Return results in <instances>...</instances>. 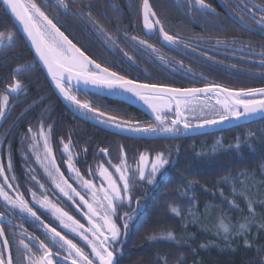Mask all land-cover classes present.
<instances>
[{
	"label": "flooded vegetation",
	"instance_id": "1",
	"mask_svg": "<svg viewBox=\"0 0 264 264\" xmlns=\"http://www.w3.org/2000/svg\"><path fill=\"white\" fill-rule=\"evenodd\" d=\"M123 1L126 4L125 7H122ZM152 1L155 0H148V3L151 10L155 12ZM178 1L183 4H178ZM66 2L69 4L68 12L66 13L57 4L61 12H57L53 16L55 21H58V26L62 25L61 30H66V34L70 33V38L74 37V42L79 41L87 49V54H90L98 62H102L104 66H110L112 70L127 78L136 79L138 82L158 83L171 87H203L205 84L211 83L237 89L231 85L234 79L237 83L241 82V76L248 78L254 70L252 61L264 57V27H261V23L252 22L253 15H255L256 21H260L261 16H264V11H262L264 5L258 4L254 0H213V4L205 2L211 6L214 13L211 10L200 9L194 0H173L179 6L180 15L188 18L166 20L161 13H156L155 17H150V23L159 19L170 35L178 36L184 44L188 45L187 48L179 49L167 45L158 31L153 30L149 33L144 24L143 0H101L99 5H96L97 3L83 4V1L80 0H66ZM88 12L91 13V19L97 21L117 41L120 48L133 57L135 64L128 61L118 50L106 46L103 38L95 34V30L88 23L86 15ZM81 13L84 15H78ZM241 16H243V20L240 19ZM67 22L71 24L68 25ZM126 33L129 36L135 35L147 40L159 50L158 54L143 47L139 50L133 48L125 35ZM6 47L10 46H4L3 49ZM4 51L6 52H0V72L5 70L3 74H0V110L4 111V117L0 118V165L5 167V174L9 177L8 183L14 186L19 185L18 192L24 193V198L30 205L33 204V201L30 194L26 192L29 187L37 193V199H43L46 195L49 206L55 204L56 207H62L69 215H73L87 225L82 213L77 211L71 202L62 195L57 199L58 192L54 194V181L48 177L45 171L47 160L44 159L43 137L38 135L41 129L44 130L48 146L65 177L73 175L66 167L65 157L69 154L73 157L72 162L75 168L86 177L89 169L94 176L98 177L99 171L103 167H107L113 176H117L118 174L110 167L109 161L111 164H118L121 160H124L129 166L131 175V172L141 165L139 159L141 155L148 158L150 167L158 153L162 152L168 156L171 146H178L182 141L184 142L185 137L182 136L188 131L183 130L182 125L179 126L182 131L175 135L179 138L153 139L151 137L155 135L171 134L138 135L99 124L92 118V114L85 116L83 110L66 100L59 89L51 85L31 51L33 61H25L21 66H15L14 62L19 59V53ZM202 52H207L208 56L213 59L209 60L201 55ZM158 55H163L166 59L174 61L172 67L161 62ZM11 58L16 60L13 61ZM180 61L183 62V68L179 67ZM40 71L48 85L43 84ZM16 81L20 82L21 87L16 92H12L11 88L14 87ZM259 87L264 86L256 88ZM73 91L75 92V89ZM75 94L82 102L87 101L112 114L138 120L141 124L155 122L154 113L147 105L149 114L121 101L106 98L90 91L87 93L75 92ZM4 96L8 97L6 107L3 106ZM196 99L205 101L208 106L216 108L214 96H199ZM156 102L164 103L163 100ZM168 115L172 116L173 114L168 113ZM185 115L189 117L192 124L210 118L209 116L196 117L188 111H185ZM29 128L32 129L31 133L28 131ZM115 130L130 136L113 132ZM64 144L68 145V152H64ZM101 148L107 149V157L100 152ZM9 161L11 169L7 167ZM145 162L144 160L143 164ZM162 172L163 169L157 173L152 184L135 180L131 190L133 197L131 208L135 209V212L130 211L127 203L119 209L121 215L123 212H129L134 216L133 220L129 221L128 231L132 222L136 220L139 212L143 209L142 201L148 190L162 179ZM33 173L37 180L45 185V189H39L30 179V175ZM2 182L3 177H0V183ZM94 182L99 186L98 180H94ZM69 183H72L74 187L78 186L74 179H70ZM9 194L14 198L18 196V193L11 190H9ZM136 200L140 202L138 208L135 204ZM36 207L38 209V206ZM0 211L8 215L16 225L15 227L5 225V234L13 252L14 264H21V261L27 264V257L23 256V245L19 243V239L28 242V237L23 235V230L27 229L29 235L44 239L43 229L38 228L26 214L19 213V210L10 214L2 198H0ZM40 214L41 210H38V215ZM20 216L24 218H18ZM41 219L45 223H52L58 231L67 234L69 238L84 248L85 252H90V248L83 240L68 232L67 229L59 227L55 215L50 209L43 210ZM117 223L122 224L123 220L118 219ZM20 225L23 227H19ZM17 249L20 251L18 252ZM0 250H3L2 244H0ZM53 250L55 251V248ZM32 251L34 258H38L39 253L35 247Z\"/></svg>",
	"mask_w": 264,
	"mask_h": 264
},
{
	"label": "snow or ice",
	"instance_id": "2",
	"mask_svg": "<svg viewBox=\"0 0 264 264\" xmlns=\"http://www.w3.org/2000/svg\"><path fill=\"white\" fill-rule=\"evenodd\" d=\"M194 2L202 10H211V6L206 4L205 0H194ZM0 3L6 6V10H10L11 14L20 22L23 31L35 48L38 60L47 68L56 88L59 89L64 98L78 109L83 110L85 116L92 114V118L99 124L138 135L167 133L175 136L182 131L180 125L183 126V130H195L205 126L222 124L233 119L238 121L242 118L248 119L257 114H264V87L232 89L211 83L205 84L203 87H171L158 83L138 82L136 79L127 78L125 75L112 70L110 66H104L102 62H98L90 54H87V49L79 41L74 42L75 38H70L71 34H66V30L62 31V25L58 26V21H55V18H50L36 3V0H27V3L24 0H0ZM57 3L66 13L68 12L69 4L66 0H57ZM211 11L214 13V10ZM143 14L145 27L149 33L153 30L158 31L167 45L175 46L177 49L188 47L178 36L170 35L159 19L149 23L150 17H155L156 13L151 10L148 0H143ZM78 15L83 16L84 14ZM86 15L89 25L95 30L98 37L103 38L106 46L118 50L128 61L135 64L133 57L123 48H120L117 41L97 21L91 19V13L88 12ZM240 19L243 20V16ZM252 22L261 23V27H264V16H261L260 21H256L255 15H253ZM125 35L133 48L139 50L143 47L154 54H158L159 50L147 40L135 35L129 36L127 33ZM12 40L13 37L11 36L0 37V47L6 46L5 41L11 43ZM217 43L219 44V42ZM201 55L209 60L213 59V57L208 56L207 52H202ZM158 59L168 67H172L174 63L163 55H158ZM261 65L264 66V58L261 59ZM179 67H184L182 61L179 62ZM201 76L203 77V74ZM89 86L112 93L131 94L132 97L143 101L152 110L155 122L141 124L138 120L112 114L87 101L82 102L75 92L87 93ZM20 87V82L16 81L11 91L16 92ZM201 95L205 97L214 96L216 104L220 107L216 109V115L192 124L189 117L185 115V111L189 110L186 106ZM7 99L8 97L4 96V107L7 106ZM160 100H163L164 103L156 102ZM190 111L195 113L197 109L193 107ZM199 111L203 112L204 106H201ZM168 113L173 115L169 116ZM3 117L4 111L0 110V118ZM28 131L31 133L32 129L29 128ZM38 135L43 137L44 159L47 160L45 171L48 177L54 181V194L58 192L57 199L62 195L71 202V205L82 213L87 225L73 215H69L62 207H56L55 204L49 206L46 195L43 199H37V193L32 191L31 187L26 189L33 201V204L30 205L28 200L24 198V193L18 192L19 185L14 186L8 183L9 177L5 174V167L0 165V177H3V182L0 183V198L5 202L8 212L12 214L15 210H19V213L26 214L38 228L43 229L44 239L29 235L27 229L23 230V235L28 237V242L19 239V243L23 245V256L27 257V264H117L116 255L119 245L122 238L127 235L129 221L134 218L129 212H123L121 215L119 209L127 203L130 211L135 212V209L131 208L133 203L131 190L135 180L152 184L157 173L169 164L168 156L162 152L158 153L149 167V165L143 164L146 157L141 155L139 158L141 165H138L136 170L131 172V175L130 168L124 160L118 164H111L109 161L110 167L118 174L117 176H113L107 167H103L99 171L98 177L94 176L91 169H89L86 177L75 168L72 162L73 157L69 154L65 157L66 167L73 175L65 177L48 146V139L44 130L41 129ZM63 149L64 152H68V145L64 144ZM100 152L105 157L108 156L107 149L101 148ZM7 167L11 169L10 161ZM13 179L15 178L13 177ZM30 179L35 182L39 189H45V185L37 180L34 173L30 175ZM70 179H74L78 186L74 187L72 183H69ZM94 180L99 181V186ZM9 190L18 193V196L14 198L9 194ZM139 203V200L135 201L137 208ZM49 209L55 215L59 227L67 229L68 232L83 240L90 248V252H85L84 248L69 238L67 234L58 231L52 223H45L41 219L43 210ZM38 210H41L40 215H38ZM172 211L177 212V209L173 207ZM18 218L23 219L24 217ZM118 219H122L123 223L118 224ZM6 224L16 226L8 215L0 211V244L3 245V250H0V264H14L13 252L5 234ZM19 227L22 228L23 226L20 225ZM240 227L245 231L247 230L243 224ZM223 230L228 232L227 227H224ZM168 238L175 239L171 233H168ZM33 247L39 253L38 258H34ZM17 251L19 252L20 249ZM21 264H24V261H21Z\"/></svg>",
	"mask_w": 264,
	"mask_h": 264
},
{
	"label": "trees",
	"instance_id": "3",
	"mask_svg": "<svg viewBox=\"0 0 264 264\" xmlns=\"http://www.w3.org/2000/svg\"><path fill=\"white\" fill-rule=\"evenodd\" d=\"M254 1L264 5V0ZM205 2L213 4V0ZM36 3L50 18L61 12L56 0ZM178 4L152 1L155 13L166 20L188 18L180 15ZM8 36L13 37L11 43L5 41L11 48L0 47V52L19 53L17 61L11 58L15 66L33 61L0 4V37ZM261 59L252 61L254 70L248 78L241 76V82L234 79L231 85L237 89L264 86ZM40 75L48 85L41 71ZM168 158L162 179L148 190L142 211L122 238L117 264H264V119L210 135L185 137L184 142L170 147ZM168 233L175 239L168 238Z\"/></svg>",
	"mask_w": 264,
	"mask_h": 264
},
{
	"label": "water",
	"instance_id": "4",
	"mask_svg": "<svg viewBox=\"0 0 264 264\" xmlns=\"http://www.w3.org/2000/svg\"><path fill=\"white\" fill-rule=\"evenodd\" d=\"M1 6L3 7V9L5 10V12L7 13V15L10 17V19L12 20V22L14 23L15 27L17 28V30L19 31V33L21 34V36L23 37L24 41L26 42L28 48L30 49V51L32 52L33 56L35 57V59L37 60V62L39 63V65L41 66L42 70L44 71L46 77L48 78V80L50 81L51 85H53L55 88V82L52 80L50 74L47 71V68L43 65L42 62H40L38 60V57L35 53V48L32 45L31 40L28 38L27 34L23 31V27L20 24V22L15 18V16L13 14H11L10 10H6V6H4L2 3H0ZM149 23H150V19H149ZM145 24V21H144ZM88 91L95 93L97 95L106 97V98H110V99H115L118 101H121L129 106H132L136 109H139L147 114H149L148 109L146 104L143 101H140L134 97L131 96V94H119V93H112L109 92L107 90H103V89H97L94 87L89 86ZM203 96V95H201ZM264 119V114H257L251 118L248 119H240V120H230V121H226L222 124H218L215 126H205L203 128L200 129H195V130H187V134H185L184 137H196V136H203V135H210V134H214V133H218V132H222V131H227L230 129H234L237 127H241L259 120ZM112 131V130H111ZM115 133L121 134L123 136H127L129 137L130 135L124 133V132H120V131H113ZM153 139H175V138H179V136H172V135H155L153 137H151ZM145 164L144 165H148V158L145 159Z\"/></svg>",
	"mask_w": 264,
	"mask_h": 264
},
{
	"label": "rangeland",
	"instance_id": "5",
	"mask_svg": "<svg viewBox=\"0 0 264 264\" xmlns=\"http://www.w3.org/2000/svg\"><path fill=\"white\" fill-rule=\"evenodd\" d=\"M25 3H27V0H24ZM204 106V111L201 112L199 111L200 107ZM189 110L188 112L196 117H204V116H214L216 115V109H219V105H216V108H212L210 106H208V103L205 101H199L198 99L192 100L187 106H186ZM195 107L197 109V111L195 113H192L190 111L191 108Z\"/></svg>",
	"mask_w": 264,
	"mask_h": 264
}]
</instances>
